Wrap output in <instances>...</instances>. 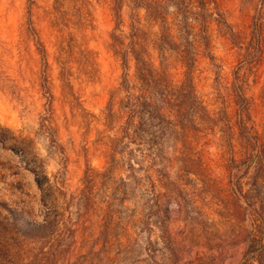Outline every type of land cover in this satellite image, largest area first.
<instances>
[{"label": "rangeland", "instance_id": "374dc122", "mask_svg": "<svg viewBox=\"0 0 264 264\" xmlns=\"http://www.w3.org/2000/svg\"><path fill=\"white\" fill-rule=\"evenodd\" d=\"M140 1L0 0V264H264L235 141L243 120L264 141V0ZM135 29L197 97L153 147L123 133Z\"/></svg>", "mask_w": 264, "mask_h": 264}, {"label": "trees", "instance_id": "16d2710c", "mask_svg": "<svg viewBox=\"0 0 264 264\" xmlns=\"http://www.w3.org/2000/svg\"><path fill=\"white\" fill-rule=\"evenodd\" d=\"M140 2L141 5H145L146 9H150L151 13L148 15L151 19L155 20L161 18L159 5L154 2L147 3L148 0H142ZM200 4H202L203 9H205V4L202 0H200ZM262 8H264V3H262ZM134 31L136 33V36L134 35L133 38H130V45L125 48L124 52L121 53V55L124 64H126L128 61V55L130 53L133 55L135 60L136 79L139 85L131 86L127 78L128 75L126 74V76H124L122 85L127 93V102L125 107L128 111L129 118L127 126L123 130V133L124 137H127L130 141L135 142H144L146 140L144 136L146 135L149 139V145L153 147V144H157L156 142L163 137L164 133L161 122L163 121V119H165V114H172L173 110H175L174 108L177 107L176 103L180 102L181 99L192 97L195 101H197V97L193 93V86L190 80H187V82H185V84H182V86L178 89L171 88L168 83H165L163 74L159 73L153 67V65L146 60L147 58L144 56L146 51L138 41L139 30L135 29ZM162 37V40H164V38L167 37V34L164 32ZM254 39L255 38H253L252 40L253 45L255 43ZM252 41L248 44V49L252 48ZM258 42H260V39L258 40ZM182 53L185 54L184 52ZM182 58V60H184L187 57L186 55H182ZM243 108L245 111L247 110V102H245ZM134 118L138 119V124L134 125ZM155 119L161 121L159 122V126L157 128L159 133H156V131L150 129L151 127H153L154 123L152 124V126L148 124V121L151 122ZM228 130L231 136H235L233 127L228 126ZM238 133L239 134L235 141L238 142V146L240 147L239 152L244 161H247L248 165L250 164L253 169V176L251 177L252 181L250 182L252 188L249 190L248 195L250 199L254 200L256 199L258 188L261 185V180L264 178V141L261 135H259L255 130V128L253 126H249L248 122H246L245 120H243L239 124ZM230 138L231 140L234 139V137L233 139L232 137ZM130 151L134 153L135 149H130ZM159 155L160 153H158L157 156ZM145 156L147 155H143V157ZM151 158L152 160L154 159L153 156ZM36 182L39 187L42 186V182L38 177L36 179ZM254 212V216L259 221V223L254 227L255 230L257 229L258 234L253 235L255 236L252 239L253 244L257 242L256 238H258L259 241L262 238V240L264 241V214L261 211L258 212L257 210H254ZM43 225L39 224L36 227L40 228Z\"/></svg>", "mask_w": 264, "mask_h": 264}]
</instances>
